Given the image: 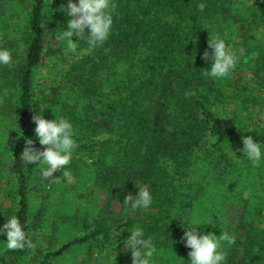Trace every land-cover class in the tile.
Segmentation results:
<instances>
[{"label":"trees","instance_id":"16d2710c","mask_svg":"<svg viewBox=\"0 0 264 264\" xmlns=\"http://www.w3.org/2000/svg\"><path fill=\"white\" fill-rule=\"evenodd\" d=\"M68 2L0 0V49L13 57L11 66L0 65V91L9 90L0 95V195L8 201L0 227L16 216L36 245L15 251L4 245L0 264H62L80 249L91 263L105 247L121 251L107 264H132L124 241L137 226L156 249L150 264H190L181 237L194 222L201 234L236 237L231 247L224 243L222 264H264V127L245 120L264 107V0H111L108 40L91 52L80 40L77 51L85 56L62 83L41 73L51 60L73 55L56 40L67 30L70 17L60 8ZM214 36L245 50L227 78L204 75L211 61L202 56L212 51L207 42ZM246 71L260 97H250L249 82L236 77ZM34 114L72 124L79 147L62 171L77 177L82 190L91 184L103 192L101 205L95 197L91 208L80 206L67 198L63 173L45 179L46 165L21 159L26 139L43 150ZM248 135L261 146L258 167L244 156ZM140 187L152 203L132 210L124 198ZM234 207L241 210L236 224L225 215ZM120 222L123 236L114 242ZM39 230L48 235L47 251L35 237Z\"/></svg>","mask_w":264,"mask_h":264},{"label":"clouds","instance_id":"9594fccd","mask_svg":"<svg viewBox=\"0 0 264 264\" xmlns=\"http://www.w3.org/2000/svg\"><path fill=\"white\" fill-rule=\"evenodd\" d=\"M116 5L111 0H78V3L69 0L67 6L61 5L60 10L65 12L70 19L67 22V30L56 36V40L66 42L65 55L76 54L78 42L85 40L91 52L102 46L109 38L113 17L112 11ZM203 3L197 6L198 11H203ZM88 29L89 31L85 32ZM77 37L74 40L73 37ZM208 48L205 50L202 59L211 61V67L204 72V75L214 79H223L230 76L244 55L243 48L233 51L229 48L224 39L214 36L208 40ZM239 53V54H237ZM13 57L8 49H0V65L11 66ZM32 122L36 125L34 132L43 146L40 150L33 146L32 139L25 140L21 159L26 164H42V176L47 179L53 177L57 171L66 168L71 163L73 151L79 147L73 139L74 132L72 124L66 118L54 120L45 119L41 114H34ZM243 152L252 163L253 167H258L261 160L262 151L260 143L255 141L251 135L243 136ZM235 154V153H234ZM92 163L91 160L88 161ZM63 177L72 183L73 178L70 171H64ZM59 182V178H56ZM250 191L243 193V198L248 199ZM152 203V195L146 187H140L137 194L125 196L123 204L130 205L132 210L148 209ZM199 222H194L193 226L185 227L181 240L190 251L188 256L190 264H222L226 259V252L222 251L224 243L231 247L236 242V237L226 231H221L217 236L212 232L201 234L198 231ZM115 231V230H114ZM130 236L124 241L125 251H131L132 264H150L156 249L150 240L143 238V229L137 226L130 232ZM120 233L115 231V236ZM0 235H6V247L8 250L34 249L36 245L23 230L18 217L12 216L0 227Z\"/></svg>","mask_w":264,"mask_h":264},{"label":"rangeland","instance_id":"374dc122","mask_svg":"<svg viewBox=\"0 0 264 264\" xmlns=\"http://www.w3.org/2000/svg\"><path fill=\"white\" fill-rule=\"evenodd\" d=\"M86 51H77L76 54H73L72 56H70L67 60H56L53 59L50 62V66L48 68V70L44 69L42 70L41 75L46 78L50 73L53 74L52 76H57V78L59 79L60 82L62 83H66L69 81V78L66 77L64 80H62V76L66 75L67 72H69L71 66L73 65L74 62L79 61L80 59L84 58ZM236 77L238 79H242L246 80V82L248 83V88L251 90L252 95L251 96H256V97H260V91L259 89L255 86V81L252 82L251 79H253L252 76H250V71H246V72H237L235 73ZM42 80H45V79ZM251 82V84H250ZM258 89V90H257ZM9 93V90H4L2 89L0 91V95L3 96H7ZM247 98H249V94H246ZM2 101V100H0ZM251 104V102L249 103V105ZM256 110L252 109V113L253 115L250 114L247 115L245 117V120L248 122L249 125H260L264 127V107H256ZM8 114V113H6ZM7 118L8 115H7ZM102 148V146L100 147V149ZM78 159V158H77ZM85 162H88L89 159L87 157H84L82 159ZM56 173L58 174H62L63 171L62 169L57 171ZM54 173V174H56ZM53 174V176H54ZM73 181L72 183H68V181L66 180V182L64 183L65 186L67 187L68 190V195L67 198L68 199H72L73 201H75L76 203H78L80 206H86L88 208H91L94 198L97 197L98 198V204L101 205L104 201L105 198V194L103 192H99V190H95V187H92L91 184H88L86 186V188L84 187L83 190L82 188H80L79 185V179L75 176L72 175ZM52 184V183H51ZM95 190V191H94ZM132 192V189L129 191ZM8 201L6 200L5 196L3 194L0 195V208L6 209L8 206ZM114 210L115 211H119V206L118 205H114ZM122 215L125 216V211L123 213H121ZM241 214V210L239 208H228L226 210V218L229 220V222H232L234 224H236L239 220V216ZM121 216V215H120ZM91 222V221H90ZM89 222V223H90ZM124 222H120L115 228L114 230L118 233H120L119 235L115 236V231L113 230L112 235H111V239L114 242H120L123 236V232H124ZM2 227V226H1ZM89 230V228H87V231ZM48 235L46 234L45 231L43 230H39L35 232V237L37 239V242L39 243V245L44 249V250H49V246H48V239L46 238ZM6 240L7 237L6 235H0V251L2 250L3 246H6ZM120 248H124V246H118ZM121 251L117 248H112V247H105V250L102 252H98L95 251L94 254V260L89 263L90 259L88 262H86L87 260V252L83 249L80 250H71L69 253L65 254V259L63 261L62 264H107L108 263V259L111 257L116 256V253H120ZM46 253V252H45Z\"/></svg>","mask_w":264,"mask_h":264}]
</instances>
